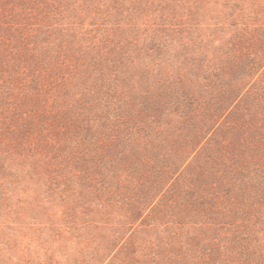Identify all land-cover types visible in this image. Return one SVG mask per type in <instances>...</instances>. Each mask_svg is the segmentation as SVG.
Returning a JSON list of instances; mask_svg holds the SVG:
<instances>
[{"label": "trees", "instance_id": "obj_1", "mask_svg": "<svg viewBox=\"0 0 264 264\" xmlns=\"http://www.w3.org/2000/svg\"><path fill=\"white\" fill-rule=\"evenodd\" d=\"M215 2L230 27L216 56L184 46L174 69L153 40L156 67L138 56L125 80L132 101L85 119L75 264H264V0ZM39 262L0 248V264Z\"/></svg>", "mask_w": 264, "mask_h": 264}, {"label": "rangeland", "instance_id": "obj_2", "mask_svg": "<svg viewBox=\"0 0 264 264\" xmlns=\"http://www.w3.org/2000/svg\"><path fill=\"white\" fill-rule=\"evenodd\" d=\"M209 1L206 10L201 0H0V248L42 264L87 260L75 176L85 119L114 113L118 94L132 101L125 80L156 67L153 40L171 45L174 69L184 46L187 58L216 56L230 27Z\"/></svg>", "mask_w": 264, "mask_h": 264}]
</instances>
